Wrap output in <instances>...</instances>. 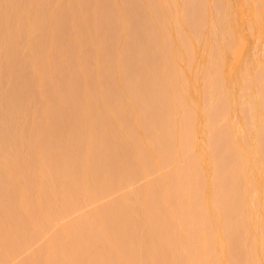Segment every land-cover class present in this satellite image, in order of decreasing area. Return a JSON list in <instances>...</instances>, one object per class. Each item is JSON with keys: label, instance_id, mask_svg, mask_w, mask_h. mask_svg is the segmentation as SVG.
<instances>
[{"label": "bare ground", "instance_id": "obj_1", "mask_svg": "<svg viewBox=\"0 0 264 264\" xmlns=\"http://www.w3.org/2000/svg\"><path fill=\"white\" fill-rule=\"evenodd\" d=\"M15 1L19 17L31 9L30 19L45 22L43 43L56 34L55 17L46 24L56 7L85 37L94 31L95 40H88L92 57L82 62L88 50L80 54L75 45L78 55L59 53L67 58L55 57L46 73L41 66L57 55V46L74 43L78 31L66 29L65 39L60 27L47 42L55 49L45 61L29 52L33 20L27 45L26 29L24 41L17 31L32 58L22 53L28 54L24 67L38 80L29 89L41 86L44 108L40 116L39 102L26 103L14 118V102L26 93L21 78L29 74L21 75L20 60L21 87L10 79L9 61L19 51L5 61L12 41L1 31L13 33L0 30V44L3 36L7 44L5 54L0 48V77L11 83L10 99L4 90L0 102L6 114L0 124V264L22 257L19 264H264V0L232 6L229 0H23L22 8L19 0H0V6L8 13ZM18 7L10 8L12 15ZM135 10L147 24L129 28L127 15ZM114 13L119 16L112 21ZM58 35L62 44L51 45ZM64 46L57 51L63 54ZM97 53L103 56L98 69L91 60ZM64 70L68 78L64 74L60 87L55 76ZM7 98L14 106L8 113ZM29 106L38 112L28 111L29 117L40 116L33 127L32 118L26 115L29 127L22 117Z\"/></svg>", "mask_w": 264, "mask_h": 264}, {"label": "rangeland", "instance_id": "obj_2", "mask_svg": "<svg viewBox=\"0 0 264 264\" xmlns=\"http://www.w3.org/2000/svg\"><path fill=\"white\" fill-rule=\"evenodd\" d=\"M237 1H239V0H236L235 2H234V0H233V4H230V3L232 2V0H231V1L229 0V5L232 6V5H234L235 3H237ZM15 2H16V1H15ZM18 2H19V4H20V7L22 8L21 5L24 4V1H23V0H19ZM12 3L15 4L14 2H12ZM16 3H17V2H16ZM91 3H92V2H91ZM91 3H90V5H91ZM13 4H11L12 6L10 5L12 8H16V5H17V7L19 6L18 3H17V4H15L14 7H13ZM6 5H7V4H6ZM87 5L89 6V3H88ZM7 6H8V5H7ZM10 6H8V13H9V10H11V12H10V14H8L7 11H6V10H7V7H6L5 5H4V7H3V5H2V7H3L4 11H5V14H4V18H2V16H1L2 14L0 15V22H1V23H0V25H1L0 27L3 26L2 28H0V30L3 29L4 26H5V28H6V27H10V28H11V31H12L13 35L9 37V35H7V34H8V33L10 34V32H9L8 30L5 31V29H3L6 33H7V32H8V33L6 34V33L3 32V30H2L1 33H2L3 35L7 36V37L3 36L2 39H3L4 42H5L6 39H4V37L7 38V39L9 38L10 40L8 39L7 42H8V41H10V42L12 41V42H11V43H12V44H11L12 46H13V44H16L15 46H17V44H18V47H16V48H18V49H15L14 46H13L14 48H13L12 46H8L9 49H10L11 51H10V50H7V53L5 54V52H4L3 50H4V47H5V46L7 47V44L5 43L6 45H5V44L3 45L4 42L2 43V45L0 44V46H2V47H0V48H2V51H3L4 54H5V61H6V59H7V61H9V59H10L9 57H11V55H12V57H13V60L15 59L14 56H16V55L18 56V57H16V60H15L14 62L11 61V59H10V61H9V64H12V65L14 64L13 66L15 67V69H14V67L11 66V67H12V70H13V69H14V70H17V69H18V66H17V65H19L18 62H19L20 60H22L21 63H22V62H23V63H22L21 66H23V68L19 65V67H20V68H19V71L22 73L21 75H23V71H24L25 78H26V76H28L29 71L31 70V69L29 70L28 68H31V66L29 65L30 67L27 68L28 70L25 69V67H24V65H25V64H24V60H25V58H26V56H27L28 54H26V56H24V54H23V57H21V56H22V53H25V51H26V53H29V52H30V53L32 54V57H34L33 55L36 54L35 57H37V56H41V58L43 59V61L47 60L48 58L50 59V57H51V50L53 51V49H55V46H54V45L56 44V46H57L58 43H60V45H61L63 39L61 40V39H60L61 35H58V37H59V39H60L61 41L56 39V42H57V41H59V42H57V43H56V42H55V43L53 42L51 45L54 44V45H53L54 47H52L51 45H50L51 47H49V45L47 46V42L49 41V43H50V40H52V38L54 39V37L56 36L58 30H60V27H61V29L63 30L62 33L65 32V34H66V35L63 36V34L60 33V34H62V37H65V39H67L66 36H68V33H69V35H73V34H72V31H75V32L78 31V33H79V35H81V37H83V38L85 37V32H84V33L82 32V34L80 33V31H79V26L77 27V26L74 25V24H72V25L70 24V21H72V20H71V18H69L68 14H67V16H65V19H64L63 16L65 15V11L61 12V11H59V10L57 9V7H56V10L59 11V12H61V16H60V13L57 12L56 10H55V11H56V14H57V15L54 13L55 11H54V12L52 11V12L50 13V14H51V19H49L48 22L46 23V24H48V23L50 22V20H51V22L54 21V19L56 20V22L54 21V22L51 24V25H53V24L55 25V26L53 25V26H54V29L57 28V29L55 30V33H56V34H55V36H53V34H51V31H50V30L53 29V28L51 27V25H49V26H47V27L45 26V27H46L45 29H47V33H48L49 35L51 34V37H52V38H51V37L48 38V41L43 43L44 38H45V40L47 39V38H46V37H47V34L42 32V29H43V28L41 27V26L44 27V23H45V22H43V21H34V19L31 18V19L33 20V22H32L31 19H30V16L33 17V14H32L33 11H31V9L28 10V11H24V12H23V16H24V18H23L22 15H21V17H19V12L21 11L19 7H18V10H17V11H18V16H17L16 14H14V13H17V11H16L15 9H13V12H14V13H13V15H12V9H10V8H11ZM88 6H87V8L90 9V6H89V7H88ZM91 6H92V5H91ZM5 7H6V8H5ZM0 9H2L1 6H0ZM3 9H2V10H3ZM16 9H17V8H16ZM14 10H15V11H14ZM135 11H136V10H135ZM28 12H30V14H29ZM129 12H130V14L127 15L128 19H130V20H129V23H128V20H127V25L129 24V25H128L129 28H131L132 26H134V27H132V28H135V27L137 28L138 26H141V25H145V24H147V21H146L147 18H144L143 20H141V19H137V18H138V16H137L138 11L133 12V13H132L131 11H129ZM129 12H128V13H129ZM0 13H1V10H0ZM20 13H21V12H20ZM66 13H67V12H66ZM88 13H89V11H88ZM21 14H22V13H21ZM52 14H53V15L55 14V15L53 16ZM89 14H90V13H89ZM134 14H135V16H136V19H135ZM14 15H16V16L14 17ZM115 15H116V16H119V15H117V14L114 13V14L110 17V18L112 19V21H113V19L115 20ZM130 15H132V16H130ZM7 16H8L9 19H10V17H11L13 20H9V19L7 18ZM12 16H13V17H12ZM49 16H50V15H49ZM49 16H48V17H49ZM52 16H53V17H52ZM54 17H55V18H54ZM61 17H62V18H61ZM1 18H2L3 20H2ZM14 18H16V19H14ZM19 18H20L21 20L24 19V20H27V21H24V20L21 21V20H20V22L18 23ZM52 18H54V19L52 20ZM57 18H58V19H57ZM59 18H60V20H59ZM116 18H117V17H116ZM69 19H70V21H69ZM133 19H134V22H133ZM8 20H9L10 22H9ZM16 20H17V21H16ZM57 20H58L59 22H60L61 20H62V21L65 20V21H64V23H63V22H60V24H59V22H58ZM66 20H67V21H66ZM7 21H8V22H7ZM136 21H137V22H136ZM140 21H141V22H140ZM12 22H14V24H15V28H16V29L13 28V27H14V24H13ZM16 22L18 23V25H20L21 23H25V22H26V23H27V22H28V23H31V22H32L34 28L32 27V23H31V24H30L31 26H29V25L27 26L26 24H24V26L19 27L18 30H17V26H18V25H17ZM51 22H50V23H51ZM65 22H66V24H65ZM67 22H68V23H67ZM130 22H132V23H130ZM144 22H145V23H144ZM28 23H27V24H28ZM34 23H35L36 25H35ZM50 23H49V24H50ZM56 23L59 24V27H57L58 24H56ZM113 24H114V22L112 23V25H113ZM37 25L41 27V28L39 27V30H40V31H38V28H37L38 26H37ZM63 25H64V26H63ZM65 25H66V26H65ZM67 25H68V26H67ZM73 25H74V26H73ZM110 25H111V23L109 24V26H110ZM115 25H116V22H115V24H114V27H115ZM20 26H21V25H20ZM26 26H27V27H26ZM72 26H73V27H72ZM83 26H84V25H83ZM28 27H32V32H33V30H34V35H32V37L29 36V37H31V39H33L32 41L34 42V38H35V37L37 38V40H36L37 43H36V41L34 42L35 48L33 47V42H32V43L30 42V44H28L29 40H27V38H29L28 35L31 34L30 31H28L29 29H26V28H28ZM48 27H49V31H48ZM50 27H51V28H50ZM76 27H77V28H76ZM114 27H112V28H114ZM36 28H37V29H36ZM68 28H69V31H70V32H68ZM80 28L82 29L83 27L81 26ZM84 28H85V26H84ZM112 28H110V29H112ZM13 29H14V30H13ZM24 29H26V30H25L26 35L28 34L27 32H29V34H28L27 37H26V42H27L26 45L28 44V46H31L30 50L33 48V50H31V51H29V52H28V50H29V49H28V46H26V47H27V50L24 51L21 47H23L22 45L25 44V43L22 42L23 44H21V42H19V41H20V38H19V37H20L21 35H23V36H21V39H22V37H23L22 41H24V36H25V33H24V31H23ZM66 29H67V32H68V33H66ZM81 29H80V30H81ZM19 30H20V31L22 30L20 36L18 35V33L15 34V33H16L17 31H19ZM13 31H14V32H13ZM56 31H57V32H56ZM60 31H61V30H60ZM81 31H82V30H81ZM83 31H84V30H83ZM98 31H99V30H97L96 32H98ZM39 32H41V36H42V37H43V35H45V34H46V36L42 38V37L40 36V33H39ZM44 32H45V30H44ZM92 32H93V34H94V31H92ZM92 32H91V34H92ZM100 32H101V30H100ZM1 33H0V34H1ZM22 33H23V34H22ZM52 33H54V32H52ZM73 33H74V32H73ZM78 33L74 34V36H76V38H77V37L79 38V39H77V40L80 42V45H79V44H75V43L78 42V41L76 42V38H75V40H74V38H73L74 43L71 42V45H70L69 41L67 40L65 43H63V45L65 44L64 47H66V48H65L64 51H66V52H64V51L62 50V51H63V54H61V52H60L61 50L59 49V47L61 48L63 45H61V46H59V47L57 46L58 48L56 47V50H55V51L57 52V55H56V56L54 55V57H53V54H52L53 59L51 58V60H49V62H50V61H53L54 58L57 57L59 53H60L59 55H67L68 53L71 55V51H73L74 54L76 55V54H77L76 52H77L78 50H76L75 47H76V48L79 47L80 49L82 48L81 50H79L80 54H82V53H86V51H87V50L89 49V47H90V41H88V40H90L91 38H95V37H93L90 33H88L90 36H89V35L87 36V34H86L85 39L82 38L83 41L81 42V37L78 35ZM86 33H87V32H86ZM58 34H59V33H58ZM15 35H16V36L18 35V37H17V38H19L18 40H17V38H16ZM33 36H34V37H33ZM94 36H97V34H95ZM101 36H102V33H101ZM0 37H1V36H0ZM48 37H49V36H48ZM58 37H57V38H58ZM69 37H70V36H69ZM69 37H68V38H69ZM72 37H73V36H71L70 38L72 39ZM90 37H91V38H90ZM98 37H100L99 34H98ZM36 38H35V39H36ZM96 38H97V37H96ZM65 39H64V41H65ZM69 40H70V39H69ZM94 40H95V39H94ZM94 40H93V41H94ZM13 41H14V42H13ZM30 41H31V40H30ZM54 41H55V39H54ZM93 41H92V39H91V43H93ZM1 42H2V40H1ZM38 42H39V43H38ZM51 42H52V41H51ZM8 43H9V42H8ZM41 43H42V45H41ZM82 43H83V44H82ZM9 44H10V43H9ZM36 44H37V45H36ZM39 44H40V47H38ZM43 45H45V46H43ZM58 45H59V44H58ZM72 45H73V47H72ZM75 45H76V46H75ZM83 45H84V46H83ZM91 45H92V44H91ZM42 46L45 47V48H46V46H47V48H46L47 50H46V51H48V47L51 48V49H50L48 52H46V51H45V48H44V50H43V49H42V50L40 49V48H42ZM74 46H75V47H74ZM26 47H24V49H26ZM36 47H37V50H36ZM64 47H63V48H64ZM68 47H69V48H68ZM83 47L86 48V51H85V52L83 51V50H84ZM87 47H88V49H87ZM12 48H13V49H12ZM248 48H249V50H250V53H252V52H253V48H254V45H253L252 41H249ZM14 49H15V51H14ZM57 49L60 50V51H57ZM77 49H78V48H77ZM90 49H91V47H90ZM90 49H89V50H90ZM12 50H13V51H12ZM16 50L19 51V52H18L16 55H15V54L13 55L12 53H13V52L16 53V52H17ZM39 50H40V52H38ZM75 50H76V51H75ZM89 50L87 51V53H86V55H85V56H87V57H85V56L83 55L84 57L81 58L82 62L84 61L85 58H86V59H87V58L89 59L88 56L92 57V56H91L92 54L89 55V54H90V51H89ZM0 51H1V49H0ZM2 51H1V53H3ZM43 51H44V52H43ZM68 51H70V52H68ZM79 52H78V54H79ZM8 53H9V55H8ZM30 53H29V57H28L29 61H30V58H31ZM38 53H39L40 55H39ZM46 53H47V55H46ZM53 53L55 54V52H53ZM64 53H65V54H64ZM66 53H67V54H66ZM10 54H11V55H10ZM43 54H44V56H43ZM48 54H49V55H48ZM72 54H73V53H72ZM74 54H73V55H74ZM78 54H77V55H78ZM87 54H88V55H87ZM97 54H98V53H97ZM101 54H102V53H100V54H98V55L100 56ZM98 55H97V56H98ZM0 56H1V57H0V60H1L2 55L0 54ZM6 56H7V57H6ZM42 56H43V57H42ZM46 56H47V57L50 56V57L47 58ZM97 56H96V58H95V57H94V58H91V60H92V63H95V60H93V59H96V64H97V69H98V65H99L101 62H103V60L101 59L103 56H100V57H99V56L97 57ZM60 57H62V56H58V58H55V60H56V59H59ZM70 57H73V56H70ZM80 57H81V56H80ZM8 58H9V59H8ZM62 58H67V56H63ZM83 58H84V59H83ZM97 58L101 59L102 61H101L100 63H99V62L97 63V61H99V59H97ZM28 59L26 58V60H28ZM44 59H45V60H44ZM3 60H4V59H3ZM26 60H25V62H26V64H27V61H26ZM31 60H32V58H31ZM29 61H28V62H29ZM88 61H89V60H88ZM10 62H11V63H10ZM12 62H13V63H12ZM15 62H16V63H15ZM1 63H2V61H1ZM21 63H20V64H21ZM51 63H52V62H50L49 64H48V63H47V64L44 63V64L41 66V67H43V68H42V69H43V72L49 73V72L53 71L52 66L50 67ZM85 63H86V64H85ZM9 64H8V62H7V65H9ZM28 64H29V63H28ZM28 64H27V65H28ZM83 64H84V65H83L84 67H89V65H87V61H86V60H85V62H84ZM4 65H5V64H4V61H3V67H4ZM46 65H48V66L50 67V69H47ZM86 65H87V66H86ZM9 67H10V65H9ZM9 67H8V70H9L10 79L12 80V82H13V81L15 82V81L17 80L16 77H18V76H19L20 78L22 77L20 74L17 75V74H18V70H17V73L14 74L15 72H13L12 70L10 71L11 68H9ZM16 67H17V69H16ZM64 67H65V65L63 66V68H64ZM91 67H92V65L90 66V68H91ZM95 67H96V65H95ZM6 68H7V66H6ZM90 68H89V71L92 72L91 70H93L94 67H92L91 70H90ZM3 69H5V67H4ZM21 69H23V70H21ZM42 69H40V67H39V70H41V71H37V72H42ZM44 69H45V71H44ZM25 70L28 71V74H27V72H25ZM65 70H66V68H65ZM65 70L63 71V74L61 73V75H59V77H58V74H56V76H55V80H56V81H57V80H58V82H59V81H62V82H61V85H60V83H59L60 87H63V86H64L63 82L65 83V81H66L67 78H68V76H67L68 72H65ZM86 70L88 71V68H86ZM31 71H32L31 73H33V70H31ZM94 71H95V70H94ZM94 71H93V72H94ZM12 72H13V73H12ZM61 72H62V71H61ZM66 73H67V74H66ZM64 74H65V77H67L66 80H65ZM0 75H1V77L3 78V76H2L1 73H0ZM13 75H14V76H13ZM30 75H31V74H29V76H30ZM62 75H63V77H61ZM29 76H28V78H26V79H24V78L22 79V78H21L22 84H24V86H25V88H24V89L22 88V89L24 90V92L26 91V93H23V92H22V94H20V95L17 96V97H19V100H18V101L20 102V104L17 103V102H16V103L14 102V105H15V107H16L15 109H17V114H16V113L13 114V117H14V115H18V116L20 115V116H21V113H23L22 108H23V107L25 108V106H27L26 103H28V104H30V105H36V104H35V100H36V102H39V103H40V104H39L40 106H39V105H36V108H37L38 111L40 112L39 115L41 116V113H42V110H43V108H44V105H43V103H42V105H41V99L39 98L40 95H39L38 92H37V90H39V89L41 88V86H39V89H38V86H37V85H39V84H37V85H36L37 88L34 87V86H31V89H29V87H30L29 84H30V85L32 84L31 82H33V83H34L33 85H35V84L37 83V81H38V80H36L34 77H32V75H31V77H32L31 79L29 78ZM1 77H0V86H1V85H2V86L0 87V89H2L3 92H1L0 98H1V97H2V98L4 97V101H5V100H6V96H4V95H6V94H7V96H8L9 99H10V96H9V95H11V94L9 93V89H10L9 84H11V83L8 84V81H7V79H6L7 77L5 78V76H4V78L6 79V81H5V79H1ZM12 77H13V78L15 77V80L12 79ZM19 77H18V78H19ZM23 77H24V76H23ZM20 78H19V80H20ZM27 79H28L29 81H28ZM26 80H27L28 85H27V83H26ZM32 80H33V81H32ZM3 81L6 82V85H5V86L3 85ZM5 82H4V84H5ZM15 84H18V85L21 87V85H20L21 82H19L18 80H17V82H15ZM15 84H14V86H16ZM19 86H18V88H20ZM22 86H23V85H22ZM16 87H17V86H16ZM34 88H35V89H34ZM44 88H45V87H44ZM44 88H43V89H44ZM25 89H26V90H25ZM33 89H34V90H33ZM4 90L6 91V94L4 93ZM29 90H30V91L32 90V91H31L32 93H31ZM45 90H46V89H45ZM34 92H35V93H34ZM2 93H3V94H2ZM33 93H34V94H33ZM31 94L33 95V99H32V97H31V96H32ZM36 94L38 95V97L35 96ZM2 95H3V96H2ZM23 95H24V96H23ZM30 95H31V96H30ZM28 96H29L30 99L28 98ZM23 97H25L26 99L24 100ZM2 98L0 99V102H1V100L3 101ZM34 98H35V99H34ZM38 98H39V100H37ZM139 98L142 99L143 97H139ZM22 99H23V106H22ZM130 99H132V98H130ZM11 100H12V97H11ZM4 101H3V102H4ZM24 101H25V103H24ZM1 103H2V102H1ZM1 103H0V104H1ZM5 103H6V102H5ZM7 103H10V100H8V98H7ZM12 103H13V102H12ZM12 103H10V105L8 104L9 109L6 110V113H8V111L10 112V109L14 108V106H13ZM24 105H25V106H24ZM17 106L21 109V112L18 111L19 109L17 108ZM6 107H7V105H6ZM33 107H34V106H33ZM0 108H1L0 110L3 112V113H2V116H3V114H5L3 105H2V107H0ZM27 108H28V106H27ZM36 108H33L32 110L34 111V109H36ZM39 109H40V110H39ZM32 110H31V107H30V106H29V109H24L25 112H28V111L32 112ZM19 112H20V114H18ZM30 112H28L27 114L24 113V114L22 115V117H24V116L26 117L25 119H27L28 122H30V120H28V118H27L26 115H28V117H29V113H30ZM36 112H37V111H36ZM10 114H11V113H10ZM5 115H6V114H5ZM5 115L3 116V118L5 117ZM8 115H9V114H8ZM8 115H7V116H8ZM11 115H12V114H11ZM31 115H32V113H31ZM35 115H38V112H37V114H35V111H34V115H32V116H35ZM2 116H1V117H2ZM7 116H6V117H7ZM40 116H39V117H40ZM1 117H0V120H1ZM15 117H16V116H15ZM15 117H14V118H15ZM39 117H37V118H36V117H33V118H32V117H29L30 119L32 118V120H31V121H32V127H33V124L36 125V122H37V120L39 119ZM8 118H9V117H8ZM34 118H35V120H33ZM5 119H6V118H4V122H0V124H4V123H5ZM27 121H26V124L28 123ZM6 122H7V120H6ZM34 122H35V123H34ZM15 124H16V123H13V124H11V126H12V125H13V126H16L17 124H16V125H15ZM4 125H5V124H4ZM29 125H31V122H30V124H27V126H29ZM13 126H12V127H13ZM24 126H25V127L23 128V131H25L24 129L27 127L26 125H24ZM0 127H2V125H1ZM5 127H6V126H5ZM17 127H18V125H17ZM17 127H16V128H17ZM29 127H30V126H29ZM27 129H29V128L27 127ZM27 129H26V131L24 132L25 134H27ZM0 149H4V148H0ZM1 151H2V150H0V153H2ZM12 152H13V150H12L10 153H12ZM13 154H15V152H14ZM131 154H132V153H130V155H129V160H130V159L133 160V158H131V156L134 157V153H133L132 155H131ZM4 155H6V154H4ZM4 155H2V157H3ZM21 155H23V154H21ZM7 156H8V154L6 155V157H7ZM11 156H12V155H11ZM9 158H10V155H9ZM9 158H8V159H9ZM12 158H13V156H12ZM5 159H6V158H5ZM141 170H142V169H140V171H141ZM138 174H139V171H138ZM141 175H142V171H141ZM141 175H140V176H141ZM154 178H155V177H151V178H148V179L146 178V180H143L141 183H143V182L146 183V182H148V181H150V180H152V179H154ZM141 183H139V184H141ZM144 183H143V184H144ZM34 189H35V188H34ZM115 198H117V195H114L113 197H111V198H109V199H107V200H104L103 202L99 203V204L96 205L95 207H98V206H101V205H105V204H107L108 202L112 201V200L115 199ZM86 210H87V209H86ZM23 258H24V257L15 260V262H13V264H19V263L22 261Z\"/></svg>", "mask_w": 264, "mask_h": 264}]
</instances>
